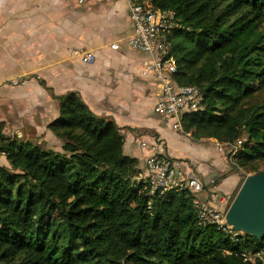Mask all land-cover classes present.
I'll use <instances>...</instances> for the list:
<instances>
[{
    "label": "trees",
    "instance_id": "trees-1",
    "mask_svg": "<svg viewBox=\"0 0 264 264\" xmlns=\"http://www.w3.org/2000/svg\"><path fill=\"white\" fill-rule=\"evenodd\" d=\"M151 1L181 23L168 36L175 81L204 94L200 108L182 114L183 131L221 142L244 133L234 168L259 172L264 0ZM56 98L59 115L48 127L62 150L0 135L9 161L0 165V264H253L239 253L264 238L212 239L217 228L198 223L188 190H142L139 160L124 153L112 117L96 114L77 91Z\"/></svg>",
    "mask_w": 264,
    "mask_h": 264
},
{
    "label": "crops",
    "instance_id": "crops-1",
    "mask_svg": "<svg viewBox=\"0 0 264 264\" xmlns=\"http://www.w3.org/2000/svg\"><path fill=\"white\" fill-rule=\"evenodd\" d=\"M132 29L125 0H0V135L62 150V138L48 125L59 115L56 96L77 91L96 114L121 127L124 153L139 160L137 179L152 152L141 145L147 140L215 181L226 201L240 188V174L226 169L216 138H194L155 111L162 88L147 66L156 53L129 46ZM79 52L95 58L85 61ZM0 165H9L4 153Z\"/></svg>",
    "mask_w": 264,
    "mask_h": 264
},
{
    "label": "built area",
    "instance_id": "built-area-1",
    "mask_svg": "<svg viewBox=\"0 0 264 264\" xmlns=\"http://www.w3.org/2000/svg\"><path fill=\"white\" fill-rule=\"evenodd\" d=\"M132 21V32L128 44L132 48L156 53V58L147 66L160 80L161 91L157 96L155 111L166 118L175 119L174 127L182 129L181 116L184 112L201 107L204 99L202 88L197 84L179 85L174 79L177 69L173 45L169 34L181 26L180 20L172 9L155 6L151 0H125ZM118 49L119 44H113ZM83 60L92 62L95 55L79 52ZM227 143L217 141L223 151ZM143 147L151 146L152 152L145 158V172L141 178L142 190L149 195L164 194L170 189H186L192 196L198 223L212 225L230 236L236 242L246 233L236 230L226 221L225 198L211 188L213 181L202 179L192 168H187L182 160L173 159L156 143L142 140ZM231 151V150H230ZM151 203V201H149ZM240 256L253 264H264V244L257 248H245Z\"/></svg>",
    "mask_w": 264,
    "mask_h": 264
},
{
    "label": "water",
    "instance_id": "water-1",
    "mask_svg": "<svg viewBox=\"0 0 264 264\" xmlns=\"http://www.w3.org/2000/svg\"><path fill=\"white\" fill-rule=\"evenodd\" d=\"M225 218L234 229L264 238V171L245 176Z\"/></svg>",
    "mask_w": 264,
    "mask_h": 264
},
{
    "label": "rangeland",
    "instance_id": "rangeland-1",
    "mask_svg": "<svg viewBox=\"0 0 264 264\" xmlns=\"http://www.w3.org/2000/svg\"><path fill=\"white\" fill-rule=\"evenodd\" d=\"M255 96H256V99L260 100L263 98L264 96V87H261V88H258L255 92ZM245 139V134L243 133L240 138H238L235 142H230L232 144H234L235 146L233 147L232 145H230L229 143H227L225 146H223L224 150H223V154L225 155L226 157V162H227V167L226 169L229 171V172H233L235 171L236 172V169L234 168V165H233V161H234V158L232 157V155L234 153H236L239 149V146L240 144L242 143V141ZM34 140V138L32 139ZM217 141H219L217 139ZM41 143H43L45 146H46V142H43V141H40ZM221 142V141H220ZM218 146V145H217ZM231 150V151H230ZM258 166H259V172L260 171H264V162H259L258 163ZM238 173L240 174L241 176V182H240V186L243 182V180L245 179V176L248 175V174H252V173H256L255 171L253 172H248L246 171L244 168H240L237 170ZM258 172V171H257ZM223 177V175H221L218 179H221ZM218 181V180H216ZM211 188L214 189V185L212 184ZM239 188H237L232 194L231 196L225 201V203H223V207L226 208V210L228 209L231 201L233 200L234 196L236 195L237 191H238ZM215 190V189H214ZM219 237H227V234L223 233V232H220L219 230H214L212 232V239H214L215 241H218L219 240Z\"/></svg>",
    "mask_w": 264,
    "mask_h": 264
}]
</instances>
